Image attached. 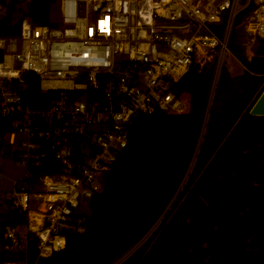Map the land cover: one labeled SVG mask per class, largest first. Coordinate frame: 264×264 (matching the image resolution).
I'll list each match as a JSON object with an SVG mask.
<instances>
[{"label":"built area","instance_id":"2783aa9c","mask_svg":"<svg viewBox=\"0 0 264 264\" xmlns=\"http://www.w3.org/2000/svg\"><path fill=\"white\" fill-rule=\"evenodd\" d=\"M244 10L243 32L264 39V0H57L54 25L13 19L19 32L0 35V114L12 119L13 152L26 169L49 153L57 166L38 176L37 189L14 182L9 200L26 219L0 228V252L23 258L5 264H31L25 254L33 239L38 264L65 247L66 234L83 232L90 200L127 146L135 118L188 111L174 84L191 66L213 63L201 143L225 55L236 58L228 41ZM6 13L0 1V19ZM28 73L53 94L48 105L25 102ZM194 161L195 154L188 172Z\"/></svg>","mask_w":264,"mask_h":264},{"label":"trees","instance_id":"16d2710c","mask_svg":"<svg viewBox=\"0 0 264 264\" xmlns=\"http://www.w3.org/2000/svg\"><path fill=\"white\" fill-rule=\"evenodd\" d=\"M0 1L7 4L0 35L17 34L12 13L22 0ZM56 3L30 0L15 17L54 25L51 13ZM245 11L236 17L228 41L244 71L234 77L225 69L220 73L201 143L213 63L201 70L191 66L174 84V92L188 99V111H156L135 118L127 146L90 200L85 230L66 234L65 247L39 258L38 264H264V116L249 114L264 88L259 87L264 60L255 55L247 59L236 40ZM215 28L220 33L223 24ZM257 40L259 51H264V39ZM25 83V102L32 107L49 104L53 94L40 91L35 73L26 74ZM12 130V119L0 114V148ZM55 166L57 161L49 153L27 168L32 176L24 181L32 185ZM186 176L183 190L160 224L135 247L161 219ZM25 217L11 208L1 214L0 228L22 224ZM36 244L33 239L27 245L28 263L37 259ZM22 258V253L0 252V264Z\"/></svg>","mask_w":264,"mask_h":264},{"label":"rangeland","instance_id":"374dc122","mask_svg":"<svg viewBox=\"0 0 264 264\" xmlns=\"http://www.w3.org/2000/svg\"><path fill=\"white\" fill-rule=\"evenodd\" d=\"M9 0H6L8 2ZM26 4L23 3V1H20L15 4V10L12 13V17L15 19L16 15H20V12L18 11V8H24ZM52 17L55 18L57 16L56 8L54 7L52 9ZM236 40L241 44L243 47V51L245 54H249L251 57L255 55L258 59L264 60V51H259L258 44L259 41L255 39L254 41L249 40L247 34L243 32V28L241 26V23L237 25L236 29ZM247 57V56H246ZM248 59V58H247ZM225 69V72L230 77L238 76L244 71L243 65L237 60V58H233L230 56V54L225 55V61L224 65L222 67L221 72H223ZM261 83L259 85H264V73L261 75ZM11 140V143L9 141ZM18 136L13 133H8L6 136H4L3 139V147L0 148V218L1 214H6L8 210L12 208L11 204L8 203L6 200L10 199L11 193L14 191V182H20L22 184H27L26 182H23V178L27 176V169L26 167L21 164L17 158V156L13 155H6L4 152H13L14 148L17 145ZM187 176L184 178L183 182L181 183L179 189L177 190L175 196L173 197L172 203L177 200V197L181 190H183L184 184L186 182ZM37 181L31 185L32 189H37ZM172 204L168 207L170 209ZM167 212V211H166ZM159 224L157 222L154 224L148 233L145 235V237L138 243L135 247L139 246L144 241L148 240L149 237L152 235L153 231L156 229V225ZM1 248V246H0Z\"/></svg>","mask_w":264,"mask_h":264},{"label":"water","instance_id":"95a60500","mask_svg":"<svg viewBox=\"0 0 264 264\" xmlns=\"http://www.w3.org/2000/svg\"><path fill=\"white\" fill-rule=\"evenodd\" d=\"M249 114L255 116H264V88L257 96V98L253 101V103L250 105Z\"/></svg>","mask_w":264,"mask_h":264}]
</instances>
